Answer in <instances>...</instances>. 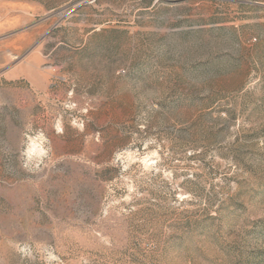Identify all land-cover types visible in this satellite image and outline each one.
<instances>
[{
	"label": "rangeland",
	"instance_id": "rangeland-1",
	"mask_svg": "<svg viewBox=\"0 0 264 264\" xmlns=\"http://www.w3.org/2000/svg\"><path fill=\"white\" fill-rule=\"evenodd\" d=\"M0 264H264V0H0Z\"/></svg>",
	"mask_w": 264,
	"mask_h": 264
}]
</instances>
